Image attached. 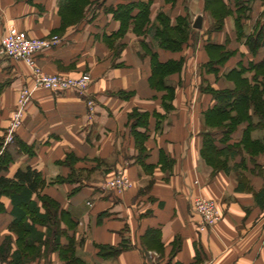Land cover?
Listing matches in <instances>:
<instances>
[{"label":"crops","instance_id":"1","mask_svg":"<svg viewBox=\"0 0 264 264\" xmlns=\"http://www.w3.org/2000/svg\"><path fill=\"white\" fill-rule=\"evenodd\" d=\"M64 1L0 0V41L9 26L29 37L59 35L61 43L40 54L38 66L48 74L92 77L81 93L35 89L22 126L7 143L19 90L31 85V79L24 63L0 57V157L5 156L8 168L1 175L13 178L28 168L41 174L39 193L63 212L60 244L73 240L75 255L85 264H264V117L247 108V116L231 132L205 122L208 111L237 99L217 100L213 91L236 85L223 86L214 78H227L233 69L264 57V49L254 57L246 45V36L264 25V0H251L243 29L234 13L218 37L198 49L190 38L177 51L158 47L146 30L157 22L153 2L144 36L135 40L121 35L113 14L130 0L88 6L84 18L70 24L61 14ZM135 1L130 24L138 23L142 0ZM225 1L235 9L234 0ZM183 16L189 17L187 12L170 15L171 27ZM212 44L234 54L209 70L207 46ZM152 55L171 66H163L170 71L165 85L156 88L150 85ZM197 65L205 71L201 85L194 83ZM252 76L245 74L250 80ZM255 85L251 82L253 90ZM239 104L228 113H213L214 120L243 113L248 101ZM209 140L215 146L212 155L223 160L219 168L203 157ZM119 171L133 185L122 194L105 186ZM72 172L77 179L68 182ZM195 196L220 207L222 220L214 229L199 230L191 207ZM1 201L6 212L0 213V245L10 236L14 251L12 205L8 198ZM37 230L47 232L44 226ZM121 244L128 249L116 257L100 254L99 247ZM48 253L26 264H63L57 252Z\"/></svg>","mask_w":264,"mask_h":264},{"label":"trees","instance_id":"2","mask_svg":"<svg viewBox=\"0 0 264 264\" xmlns=\"http://www.w3.org/2000/svg\"><path fill=\"white\" fill-rule=\"evenodd\" d=\"M218 3L224 9L227 16H231L236 13V23L238 27L243 29L244 22L249 19L251 0H234L233 9L225 0H205L206 9L211 3ZM77 5V0H65L61 5V14L63 19L68 22L70 14L74 13ZM141 7L139 15L135 17L138 20V24L148 23L149 19V6L140 4ZM133 7L118 6L113 11L114 17L121 23V35L126 25L130 24V20L133 17ZM70 15V16H69ZM85 16L83 13L77 18L78 22ZM187 17H178L176 25L171 27L170 19L166 15L157 16V24L160 26L153 25L154 28L150 30L151 36L155 44L166 50L177 51L181 50L182 47L190 40L191 34L188 25L186 24ZM222 18L218 21V27L214 25V31H221ZM222 28V29H221ZM240 29V30H241ZM213 45V44H212ZM246 45L249 47L251 54L256 57L260 49H264V25L257 27L256 31L249 36H246ZM208 51L211 55L216 53H223L221 58H211L210 62L205 66L207 69H213L214 66H223L232 56L233 52L225 51L223 46L213 45L207 46ZM153 65V76L151 81H158V85H165L164 78L169 74L170 68H164L166 65H162L157 60V55H152ZM164 66V67H163ZM180 66V64H179ZM171 67V66H169ZM173 70L175 67L172 68ZM264 69V57L259 62L251 61L246 66L241 65L227 74V78L235 81L236 89L228 90L224 92L213 91L214 97L219 100H225L226 103L232 100L234 101L230 106H218L216 109L208 111L205 116L211 117L213 113L222 111L228 113L229 109L238 108L240 101L247 99L248 107L244 108L242 115L247 116V108H254V111L260 118L264 117V76L260 75L259 72ZM252 72L253 76L251 80L245 77V74ZM251 82L256 84L255 89L251 88ZM260 86L262 89L260 90ZM238 89V90H237ZM136 117V113L132 115ZM241 122V117L233 119L229 126H226L231 132L237 123ZM206 148L203 151V155L207 157L211 155L215 150L213 140H209ZM1 147V145H0ZM5 156L0 157V213L6 212V206L1 201L2 198H8L11 202L12 209L11 215L14 217L13 225L10 227L12 231H17V244L18 247L13 251L12 240L8 236L5 238L4 243L0 245V259L10 260V264H26L27 262L34 260L38 257L42 249L47 252L53 251L59 254V257L63 264H85L76 255L74 249V242L70 240L67 246H61L60 241L65 232L60 227V222L63 220V212L60 211V205L53 199L44 196L39 193L41 184V174L33 169L19 170L13 178L5 177L1 175L3 170H7ZM75 172L67 178L68 182L76 181ZM264 196V191L260 196ZM37 196L38 199H35ZM62 216V217H61ZM44 226L47 228L46 234L37 230V226ZM100 254L104 257L113 256L116 257L123 251L127 250L128 247L125 244H121L118 247H99Z\"/></svg>","mask_w":264,"mask_h":264},{"label":"built area","instance_id":"3","mask_svg":"<svg viewBox=\"0 0 264 264\" xmlns=\"http://www.w3.org/2000/svg\"><path fill=\"white\" fill-rule=\"evenodd\" d=\"M61 43L59 36H53L47 40L33 41L15 26H9L0 41V57L10 61L22 62L29 70L31 85H24L18 93L15 110L9 124L7 143H12L15 132L22 126L26 114V107L32 99L35 89H47L54 93L75 90L84 92L92 82L90 74L81 77H64L61 75H49L42 72L37 64V57L47 50L57 47ZM91 110L94 108L90 102ZM107 189L119 194L132 188V182L124 171H119L113 178L106 181ZM192 211L199 218V230L207 232L216 227L222 220V212L214 200L203 196H195L191 200Z\"/></svg>","mask_w":264,"mask_h":264},{"label":"rangeland","instance_id":"4","mask_svg":"<svg viewBox=\"0 0 264 264\" xmlns=\"http://www.w3.org/2000/svg\"><path fill=\"white\" fill-rule=\"evenodd\" d=\"M105 1L104 0H77V5H76L77 9L75 10L74 13L70 14L71 16L69 15L70 17H69L68 23L70 24L74 21H77V18L86 12L85 9L88 6H91V5L93 6L96 3H100V6H102V4H105ZM144 1H145V3H143ZM144 1L142 0L141 4L143 3L147 6H149V10L151 7V3L153 2V4L156 7L154 14L157 13V16H159L161 14H163V15L167 14L166 16L170 19V15H177L180 12L181 13L185 12V14H186V12H187L189 17H187L185 19L186 24L189 27L190 33H192L191 34V41L196 43V46L200 45V46L196 47L197 49L199 47H201V45H203V43H205L204 42L205 40L208 39L211 41L213 36L218 37L220 35V32L222 30L221 31H218V30L214 31L213 27H214V25L216 27H218V25H217L218 21H220L222 18V21H224L222 24V28H223L225 26V19L228 17L226 15L224 9H222L221 5L216 3V2L211 3L210 6L208 7V9H206L205 0H152V1L151 0H144ZM128 4H120L119 6H128ZM135 4H137V1L130 0L129 5H131V7H134ZM139 9H141V7H139ZM199 15L203 16V27L199 30L192 29V24L195 22L196 18ZM207 22H208V24H207ZM150 23L146 27V30H148V31L152 30L154 28L153 25L155 24L154 23L151 25ZM143 25H145V23ZM143 25L140 23L139 24L138 23L128 24L125 26L122 35L126 36V35L130 34L132 39H135V38L137 39L140 36L143 37L144 36V31L142 29ZM155 25L160 26V23L157 24V22H156ZM25 36L28 39H32L33 41H39V40H47L53 36H59V35L54 34V35H51L49 37H44V38L29 37L27 34H25ZM195 52H196V50H195ZM208 53L210 54V52H208ZM223 53H225V52L222 51V53H216V55H209V57H211L213 59L214 58L218 59L224 55ZM200 56L201 55H199L198 57H200ZM195 59H197V57ZM36 64H37V59H36ZM198 65L196 68L197 71L194 74V81H196L194 83L196 85H198V84L201 85V84H204L203 82H205V80H206L204 77L205 71L203 70L204 69L203 67L200 68L199 67L200 65L199 66ZM37 66H38V64H37ZM38 68L42 72L47 73L44 70H42L39 66H38ZM85 74H90V73H83V74L79 75L78 77H81ZM259 74L264 76V69H262L259 72ZM49 75H55V74H49ZM57 75L69 77L65 74H57ZM214 79H215L216 83L218 82L219 84H221L223 86L236 84L235 81L230 80L228 78L221 77L220 79H218V77H215ZM150 85L153 88H156V87H158V81H156V80L150 81ZM238 114H233V113L227 114L226 116H224V118L218 119V121L214 120L213 115L211 117L205 116L206 117L205 122L207 123V126H209L211 128H220V127H224V126H229L230 122L233 119H236V117L239 118V116H240L241 120L245 119V116L242 115L241 110L238 112ZM223 119H225L226 123L224 122ZM236 123L238 124V122H236ZM203 157L205 158V160L207 162L213 164V166H215V167H218L223 161L219 156H215L212 154L211 155L207 154L208 158H206L205 156H203ZM16 232L17 231L15 230L14 233L12 234L13 237L16 236ZM3 243H4V241H3ZM16 247H18L17 243H16ZM46 254L48 255L49 253L47 251H44V252L42 251L41 254L39 255V258L42 259V257H44ZM4 263L10 264V260L5 261V260L0 259V264H4Z\"/></svg>","mask_w":264,"mask_h":264},{"label":"water","instance_id":"5","mask_svg":"<svg viewBox=\"0 0 264 264\" xmlns=\"http://www.w3.org/2000/svg\"><path fill=\"white\" fill-rule=\"evenodd\" d=\"M193 27L194 29H197V30L203 27V17L202 16L197 17V19L194 22Z\"/></svg>","mask_w":264,"mask_h":264}]
</instances>
